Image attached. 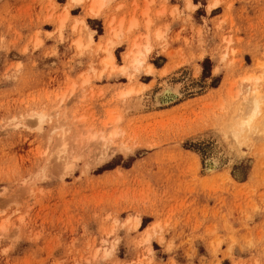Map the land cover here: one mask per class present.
I'll list each match as a JSON object with an SVG mask.
<instances>
[{
  "label": "rangeland",
  "instance_id": "obj_1",
  "mask_svg": "<svg viewBox=\"0 0 264 264\" xmlns=\"http://www.w3.org/2000/svg\"><path fill=\"white\" fill-rule=\"evenodd\" d=\"M68 2L0 0V264H264V0Z\"/></svg>",
  "mask_w": 264,
  "mask_h": 264
},
{
  "label": "bare ground",
  "instance_id": "obj_2",
  "mask_svg": "<svg viewBox=\"0 0 264 264\" xmlns=\"http://www.w3.org/2000/svg\"><path fill=\"white\" fill-rule=\"evenodd\" d=\"M84 2H86V0H69L67 9L79 6ZM105 2H106V0H97V3H93V4H90L89 6H87L85 8L84 17L87 16V17H90L92 19L99 18L102 14V9L104 7ZM216 6H217V2L215 1L212 5H210L209 9L214 8ZM68 14H69V12H66V15H68ZM63 23H64V21H62V25H63ZM77 23H79L82 26L85 25L83 20L79 21ZM107 29H109L108 31L114 30L111 27V25H108ZM89 33H90V35L92 34L91 32H89ZM156 34H157L156 35L157 39L159 37H162L160 35L159 31ZM108 35H109V32H108ZM147 40H148V38H147ZM76 46L79 47L80 42H76ZM135 49H136L135 52L134 51L132 52L131 50H129L130 53H128V55L126 56L127 59L128 58L131 59V64L125 65V66H120V67L117 66L116 62H115L114 54L112 52H109L108 58L105 61V65L111 69V73H113V74L120 73L122 75H128L129 78H131L133 76V74L129 73L131 68L137 73L143 68V66L145 64H147L146 63L147 57L151 52V46L149 45L148 42L146 45H144L142 47L140 45L136 44L134 46V50ZM147 68H148V70H147L148 73L154 72L152 65H148ZM243 81L250 83L251 85L254 84V87H252L251 85H248V87L246 89V96L244 98V103H243V106L241 107L242 109L240 110L241 111L240 115L239 116L237 115L238 116L237 120H235L232 123V126L230 127L231 138H233V140L237 143H240V139L245 133H249V134L251 133L252 134L253 129L255 128L256 124L259 121V118L262 117L264 114V95L260 94L257 90L258 89L257 87L261 81V76H257L255 74L250 75V76H247L246 78H244ZM140 90H138V92ZM133 92H134V89H129L127 91L121 92L120 96L124 97L127 95H131ZM180 96H181V94H180V92H178V90H176V89H174L168 85L155 95L153 105L156 107L162 106V105L169 103L170 101L176 100ZM168 97H171V99L173 98V100H171L169 98L170 100L168 99V101H166L165 98H168ZM163 99H165V101H162ZM38 115H40V114L37 113L36 116H38ZM38 118L40 120H42L43 116H38ZM260 123H261V121H260ZM218 164H219V161L216 157H214L212 159L210 158V160L208 159V161L206 163L207 172H213L218 167ZM129 222L132 223L131 225H132V228L134 230L139 229L141 224H142L140 217H135V218L129 219Z\"/></svg>",
  "mask_w": 264,
  "mask_h": 264
}]
</instances>
